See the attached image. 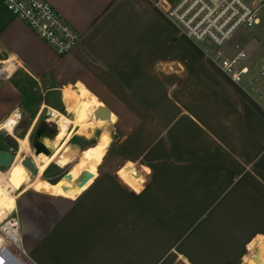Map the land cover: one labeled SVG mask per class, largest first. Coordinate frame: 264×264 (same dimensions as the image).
I'll list each match as a JSON object with an SVG mask.
<instances>
[{
    "label": "crops",
    "instance_id": "obj_1",
    "mask_svg": "<svg viewBox=\"0 0 264 264\" xmlns=\"http://www.w3.org/2000/svg\"><path fill=\"white\" fill-rule=\"evenodd\" d=\"M46 1L81 41L58 57L0 4V60L19 66L0 86V126L25 107L71 113L64 89L78 87L121 134L124 186L93 188L98 174L74 198L23 193L86 200L23 241L26 263L264 264L262 106L185 48L154 0Z\"/></svg>",
    "mask_w": 264,
    "mask_h": 264
},
{
    "label": "built area",
    "instance_id": "obj_2",
    "mask_svg": "<svg viewBox=\"0 0 264 264\" xmlns=\"http://www.w3.org/2000/svg\"><path fill=\"white\" fill-rule=\"evenodd\" d=\"M154 1L188 40L208 43L201 48L205 57L264 110V0ZM0 4L58 57L70 54L81 41L79 31L46 0H0ZM18 69L15 61L0 60V81L9 80ZM0 240V253L27 264L16 214L0 224Z\"/></svg>",
    "mask_w": 264,
    "mask_h": 264
},
{
    "label": "rangeland",
    "instance_id": "obj_3",
    "mask_svg": "<svg viewBox=\"0 0 264 264\" xmlns=\"http://www.w3.org/2000/svg\"><path fill=\"white\" fill-rule=\"evenodd\" d=\"M2 10L4 9L0 7V12ZM170 25L172 30H180L172 21H170ZM262 34L264 35V32ZM183 38L185 40H183L185 48L188 47V50L200 54L203 57V60L213 66V70L215 71L214 74L225 79V76L218 71V69L211 63L209 58L205 57L201 50V48L203 47H208V43L198 45L191 43V41H188L186 37ZM17 75H19V73H17L16 76ZM4 83V81H0V86H2ZM64 100L68 103H72L69 99H66L65 97ZM41 101L42 100L39 99L35 100L37 104L41 103ZM48 101H54L55 103H59V97L47 99L46 102L48 103ZM25 108L26 109L24 111V114L21 115V121L20 115L18 113L12 114L3 124L9 121V119L12 117H17L18 121L14 124L10 132L3 131L0 133V150H5L13 154L16 159L15 165L11 170L0 168V171L2 173L7 174V180L9 181V183L15 185L16 192L22 191L30 183H32L38 177V171L40 170H42V178L52 183L59 181L64 176L73 172V167L77 164V159L79 157L74 160L71 164L62 165L60 162L61 151L64 149L65 145L68 143H70L71 145H77L82 150L81 153L84 154L86 151L97 146L96 143H98L103 133H108L110 135L108 138L109 148L107 149V154L104 153L95 157L94 159L95 175L93 181L97 178L98 174L100 175V178L93 183L92 187L112 188L124 186L121 181H119L114 176V172L118 169V167L123 161L120 158L121 134H119L115 130L114 126L95 127L92 121H88L86 122L84 129L81 131L75 128L74 126L68 124V127L66 129L60 130V133L65 140L57 142L55 140V137H57L58 134L57 123L60 122V119L54 117L52 111L49 109H45V111L40 113L38 112V108ZM61 114L65 115L67 118L73 117L72 113H68L63 109L61 110ZM18 122L19 124L17 125ZM115 122L116 119L114 120V124ZM40 129H45V133L42 136L41 141L49 148V150L52 151L51 157H45L43 155L39 157L34 156V150L32 148V145L36 141V133ZM25 140H27L26 143H21V141ZM77 149L78 148H75L74 150ZM28 151H30V153H28ZM105 154L106 157L104 159ZM26 158H31L33 161H38L40 167H38L37 174L35 176H32L29 172L28 177L26 179H24L23 177L22 179L18 177L17 174L20 166V160ZM89 192L92 193V191ZM87 196L83 198H86ZM81 202L85 203L86 200H80L78 202V206L76 207L77 203L74 204L71 201H67L53 196H48L45 194L38 193L35 190H31L30 192L17 199L16 211L11 214H16L20 220L23 241L26 244H29V246L31 245V243L33 245H36L38 236L44 235L46 233H52L54 224L53 222L55 220L67 217L68 215H70V213L74 214L76 210H78L77 208L80 207L79 203ZM25 248H27V245H25Z\"/></svg>",
    "mask_w": 264,
    "mask_h": 264
},
{
    "label": "bare ground",
    "instance_id": "obj_4",
    "mask_svg": "<svg viewBox=\"0 0 264 264\" xmlns=\"http://www.w3.org/2000/svg\"><path fill=\"white\" fill-rule=\"evenodd\" d=\"M63 94L66 99H69L72 102V106L69 108V110L73 114V118H67L65 115L59 113L58 111L51 110L54 117L60 119V122L58 123V126H60L59 130L66 129L68 127V124H70L74 126L75 128H77L78 130L82 131L85 127L86 122L88 121H92L95 127L112 126L106 121H102L100 119L95 118L94 114L96 112V108L92 100H90L81 91L80 88L78 87L70 88L69 87V89L67 90L64 89ZM17 121H18L17 117L10 118L9 121H7L5 124L0 126V133L3 131L10 132L14 124ZM59 130H58V135H57V140H56L57 142H61L64 139L63 136H59ZM109 136L110 135L108 133H103L98 143H96L97 146H95L94 148L82 154V156L78 160V163L80 166L76 169L74 174L70 176V178L66 176L60 179L59 181L52 183L42 178V170H40L38 171V177L32 183H30L24 190L20 192H16L15 185H13L12 183H9V181L7 180V174L2 173L0 171V224L4 223V221L8 217V214L13 212V210L15 209L17 198L34 186L41 187L47 192L58 194L66 198L76 197L81 192V190L84 188V187L80 188L77 185V182L80 180V178H82L88 173H90L94 177L95 175L94 159L95 157L107 152V149L109 148L108 147ZM26 142L27 140L21 141V143H26ZM78 151L79 149L71 150L68 148L65 152L64 160L66 162H69L76 155ZM15 162H16V159H15ZM15 162L12 165V167L7 170H11L13 166L15 165ZM22 162L20 163L17 176L22 179L23 177L24 179H26L29 175V171L22 165ZM60 162L62 165H65L62 159H60ZM38 167H40L39 164H38Z\"/></svg>",
    "mask_w": 264,
    "mask_h": 264
},
{
    "label": "water",
    "instance_id": "obj_5",
    "mask_svg": "<svg viewBox=\"0 0 264 264\" xmlns=\"http://www.w3.org/2000/svg\"><path fill=\"white\" fill-rule=\"evenodd\" d=\"M96 119H100L102 121L111 122V114L109 110L105 106H101L94 114ZM44 135L43 130H39L36 133V141L33 143L32 148L34 150V156L39 157L41 154L46 157L52 156V151L41 141L42 136ZM74 148L80 149L77 145H73ZM15 162V156L7 151H0V168L9 169ZM22 165L31 173L32 176L37 174L36 167L31 158H26ZM92 175L90 173L86 174L77 182V185L80 188H83L87 185V183L92 179ZM70 178V176H68Z\"/></svg>",
    "mask_w": 264,
    "mask_h": 264
},
{
    "label": "flooded vegetation",
    "instance_id": "obj_6",
    "mask_svg": "<svg viewBox=\"0 0 264 264\" xmlns=\"http://www.w3.org/2000/svg\"><path fill=\"white\" fill-rule=\"evenodd\" d=\"M57 125H58V123H57ZM40 130H43L44 131V133H45V129H40ZM58 130H59V126H58ZM58 135V134H57ZM59 136H62L61 135V133H60V130H59ZM55 140H57V137H55ZM65 139H63V141H64ZM56 142V141H55ZM68 145H69V147H68ZM70 147H72L73 148V145H71L70 143H68V144H66L65 145V147H64V149L61 151V159L65 162V165H68V164H71L74 160H76L78 157L80 158V156H82V154L83 153H81V149H79V151L76 153V155L69 161V162H66L64 159H65V157H64V155H65V152H66V150L69 148V149H71V150H74L75 148H70ZM28 153H30V151H28ZM58 153V152H57ZM56 153V154H57ZM55 154V155H56ZM79 158L77 159V164L76 165H74V169H73V172H71L70 174H68V175H66V176H72L73 174H74V172L76 171V169L80 166L79 165V163H78V160H79ZM23 160H25V159H21L20 160V163L23 161ZM33 163H34V165L37 167V169H38V161H33ZM66 176H64V177H66Z\"/></svg>",
    "mask_w": 264,
    "mask_h": 264
}]
</instances>
